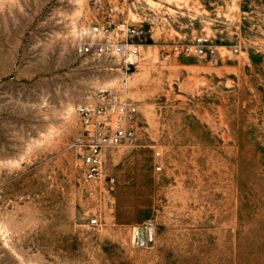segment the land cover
<instances>
[{
  "label": "rangeland",
  "instance_id": "374dc122",
  "mask_svg": "<svg viewBox=\"0 0 264 264\" xmlns=\"http://www.w3.org/2000/svg\"><path fill=\"white\" fill-rule=\"evenodd\" d=\"M95 23L142 24L138 63L76 53ZM198 35L213 58L173 52ZM103 90L136 140L86 180ZM0 264H264V0H0Z\"/></svg>",
  "mask_w": 264,
  "mask_h": 264
},
{
  "label": "built area",
  "instance_id": "2783aa9c",
  "mask_svg": "<svg viewBox=\"0 0 264 264\" xmlns=\"http://www.w3.org/2000/svg\"><path fill=\"white\" fill-rule=\"evenodd\" d=\"M102 0H93L94 7H100ZM142 24H109L103 23L82 26L77 30L74 43L79 55L97 58H118L127 66L136 65L140 51L135 40L146 34ZM238 50V48H237ZM217 47L209 36L198 35L191 43H173L175 54L210 56L217 54ZM100 101L95 104H81L77 108L82 129L74 138L71 146L83 148L81 160L86 180H99L103 175V152L105 148L134 143L136 140V120L138 106L134 102L121 99L113 90L99 93ZM115 177L109 175L110 187ZM98 224V218L91 219ZM154 221L148 220L144 227V235L140 230L133 232V239L139 244L149 246L155 241Z\"/></svg>",
  "mask_w": 264,
  "mask_h": 264
},
{
  "label": "bare ground",
  "instance_id": "6f19581e",
  "mask_svg": "<svg viewBox=\"0 0 264 264\" xmlns=\"http://www.w3.org/2000/svg\"><path fill=\"white\" fill-rule=\"evenodd\" d=\"M145 73V72H144ZM119 146H124V145H119ZM110 148V147H109ZM108 147L107 148H105V150H104V152H103V157L105 156V157H109V149ZM124 151H125V148H122V149H120V150H118V151H114V152H112V154H111V156L110 157H113V160L114 159H117V158H119L123 153H124Z\"/></svg>",
  "mask_w": 264,
  "mask_h": 264
}]
</instances>
